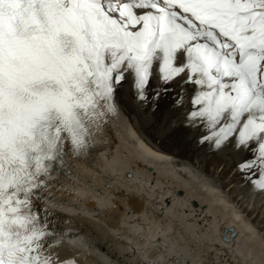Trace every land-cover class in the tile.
I'll use <instances>...</instances> for the list:
<instances>
[{
	"label": "snow or ice",
	"instance_id": "snow-or-ice-1",
	"mask_svg": "<svg viewBox=\"0 0 264 264\" xmlns=\"http://www.w3.org/2000/svg\"><path fill=\"white\" fill-rule=\"evenodd\" d=\"M129 83L264 193V0H0V264H79L37 204Z\"/></svg>",
	"mask_w": 264,
	"mask_h": 264
},
{
	"label": "bare ground",
	"instance_id": "bare-ground-1",
	"mask_svg": "<svg viewBox=\"0 0 264 264\" xmlns=\"http://www.w3.org/2000/svg\"><path fill=\"white\" fill-rule=\"evenodd\" d=\"M116 97L132 109L137 110L140 104L145 110L150 107V102L142 104L135 98L130 83L124 87L123 95L117 92ZM152 116L149 127L161 128L172 121L174 130L180 128L182 114L173 106H154ZM179 131L186 135L189 143L195 142L196 150L209 152L219 163L226 162L228 156L234 158L233 163L240 159L231 147L216 150L208 145L206 149L207 144L202 145L205 148L196 144L199 133H189L187 129ZM92 132V147L86 154L72 153L66 157L71 171L61 168L45 199L37 204L41 215L48 210L50 227L56 230L55 240L60 242L61 248L66 242L76 245L75 249L64 251L59 247L62 257L76 254L82 264H212L214 261L264 264L262 258H257L258 250L250 245L253 241L246 244L245 236L241 237L251 226V217L246 221L242 219L241 224L239 215L228 208L220 191L217 195L215 185L202 181L200 190H204L206 196L187 188L193 183V173L190 176L188 171L190 180H187L178 175L181 171L168 168L171 154L147 142L133 124L126 126L119 107L116 113L110 114V123H101L100 129L93 128ZM224 164L222 169L227 162ZM140 178L146 179L143 184L139 183ZM249 187L252 189L251 185ZM81 188L88 194L80 193ZM236 191L233 199L241 203L249 215L258 207L261 225L264 193L257 194L255 210H252L245 206V195L240 197L248 191L242 188ZM169 196L174 200L168 199ZM225 228L238 229L231 242L222 237ZM256 236V233L251 235Z\"/></svg>",
	"mask_w": 264,
	"mask_h": 264
},
{
	"label": "rangeland",
	"instance_id": "rangeland-1",
	"mask_svg": "<svg viewBox=\"0 0 264 264\" xmlns=\"http://www.w3.org/2000/svg\"><path fill=\"white\" fill-rule=\"evenodd\" d=\"M126 86H128V84H125L121 89H119V91H118L119 95L120 94L123 95L124 87H126ZM123 97L125 98L126 95ZM165 99H166V101H164ZM174 99H175L174 93L170 94L167 97H161V99L159 101L160 102L159 103L160 108L166 107V106L167 107L173 106V100ZM116 102H117L119 110H120L121 118H122V120L126 126L129 124H131V125L133 124V126L138 131L139 135H141L147 142H149L153 146H155V147L157 146L158 148H161V149H163V150H165L171 154V160L168 162V163H170L171 167L166 165L168 168L172 169L173 171L174 170L175 171H181V173H178V175L180 174V176L183 179L185 178L187 180H190L187 177L188 174L190 176L192 173L195 174V176H193V174L191 176V178L193 179V181H192L193 183L188 185L187 188H192L191 191H193V192H195L197 190V191L202 193L201 196H206L205 191L200 190V188H201L200 185H201L202 181L203 182L205 181L206 183L208 182L211 185H215L216 186L215 191H216L217 195H219V191H220V195L223 197V199L227 200L226 202L229 205L228 208L232 209L237 215H239L238 219H240L239 222L241 224L243 223V221L241 222L242 219H245V221H246L251 217V219H252L251 220L252 221L251 226L249 225V227L247 229H245L244 232L241 233V237L245 236L244 239L247 240L246 244H248V243L250 244L253 241L252 242L253 244L251 243L250 245H252V247H254L253 249L258 250V251L256 250L258 252L257 258L258 259L262 258V260L264 262V221L261 223V225L258 223V219L261 218L260 217L261 215L258 214V207H257V210L255 211L254 214L249 215L247 211H244L242 209L241 203L237 204L236 200L233 199L234 195L237 194V191H236L237 189H239V188L240 189L242 188L243 190L245 189L248 192L246 194H244V193L241 194L240 197H243L245 195L244 199H243L245 201V206H247L248 209L255 210L256 204H255L254 200H255L257 194L260 193L259 191H254L253 189H251L249 187L250 185L243 181L240 172L236 168V164L238 161L233 163L234 158L228 156L226 158L227 166H226V168L222 169L223 165H225L224 163H226V162L219 163V160L215 159L214 156H212V154H210L209 152L204 154V153H201L198 150H196L197 147L195 145V142L189 143L186 140L187 139L186 135H184L181 131L177 132L176 130H174L175 122H172V121L170 123L168 122V124H165V126H163L161 128L160 127H153V126L149 127L150 126L149 121H151L153 119L152 112L154 110V105L152 104L151 101H149L150 107L148 110L143 109V106L141 104L138 106L137 110L132 109L131 107H128L124 103L123 104L120 103L118 97H116ZM168 131H169V133H168ZM125 132H126V130L124 131V133ZM166 134L168 135L169 138L167 137ZM205 146L207 149L208 145H205ZM205 146H202V147L205 148ZM188 171H189V173H188ZM139 180H140L139 183L143 184L146 179L140 178ZM149 183H150V181H149ZM194 185H195V187H194ZM248 188H250V189H248ZM82 189H84V188H81V190H79V192L81 191L80 193H82L83 195H87L88 192H83ZM76 196H78V195H76ZM70 198L73 199L74 197H70ZM167 198L170 199L171 197L169 196ZM67 199H69V197ZM171 200H174V199L171 198ZM196 202H198V201H196ZM166 205H167V203H166ZM156 208L158 209L157 211L160 212L161 209L159 208L158 205ZM246 218H248V219H246ZM202 220H203V218H202ZM263 220H264V217H263ZM236 231L238 232V229H236ZM253 233H256V235H257L255 238L251 237V235ZM249 236H250V241H249ZM252 238H254L255 240L254 239L252 240ZM64 241H66V240H64ZM67 243L68 242L63 244L62 248H61L62 245L60 246L61 250H63V251L66 249L70 250L71 248L75 249L76 245L74 243H69V244H67ZM67 245H69V246L67 247ZM64 247H66V248H64ZM248 247H250V246H248ZM200 252H201V250H200ZM254 254L256 255V253H254ZM214 260H215V258H214ZM217 262L218 261H214V263H212V264H218Z\"/></svg>",
	"mask_w": 264,
	"mask_h": 264
},
{
	"label": "water",
	"instance_id": "water-1",
	"mask_svg": "<svg viewBox=\"0 0 264 264\" xmlns=\"http://www.w3.org/2000/svg\"><path fill=\"white\" fill-rule=\"evenodd\" d=\"M235 234H236V232H235ZM232 235H233V233L231 234V237H232ZM225 239V238H224Z\"/></svg>",
	"mask_w": 264,
	"mask_h": 264
}]
</instances>
